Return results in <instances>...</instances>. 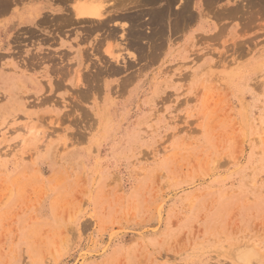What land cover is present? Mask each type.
<instances>
[{
  "label": "rangeland",
  "instance_id": "1",
  "mask_svg": "<svg viewBox=\"0 0 264 264\" xmlns=\"http://www.w3.org/2000/svg\"><path fill=\"white\" fill-rule=\"evenodd\" d=\"M183 1L148 67L102 45L127 69L87 101L45 77L0 93V264H264V12Z\"/></svg>",
  "mask_w": 264,
  "mask_h": 264
},
{
  "label": "bare ground",
  "instance_id": "2",
  "mask_svg": "<svg viewBox=\"0 0 264 264\" xmlns=\"http://www.w3.org/2000/svg\"><path fill=\"white\" fill-rule=\"evenodd\" d=\"M115 1L107 6L104 0H0V17L8 15L0 26V84H4V92L0 90V93L6 96V102L13 98L12 86L24 84L25 90L28 83H39L38 79L42 77L47 80L45 89L49 88V93L55 95L71 82V92L80 99L77 102L87 101L95 92L93 82L98 85L103 76L118 75L127 69L119 56H112L110 47L107 46L109 49L104 52L102 45L105 42L110 38L119 39L128 48L136 49L138 60L146 65L161 56L169 37L189 19L186 0L176 15L170 11L175 15L173 24L171 13L167 11L171 0H162L166 2L165 7L156 6L159 0ZM203 1L209 4V0ZM212 2L214 0L209 5ZM207 5L206 8L209 7ZM245 5L249 11L264 12V0H245ZM239 6L228 12L235 17L234 12L238 15V9L241 11ZM223 13L220 12L221 16H225ZM119 21L124 22L121 23L123 34L118 33L120 26L116 24ZM100 49L107 56L102 57L98 53L99 56L94 54L95 58L91 57V52L97 53ZM81 66L88 70L81 69ZM132 76L123 77L118 87L126 85ZM104 86L110 87L108 83ZM53 94L36 99L37 106L53 101Z\"/></svg>",
  "mask_w": 264,
  "mask_h": 264
},
{
  "label": "crops",
  "instance_id": "3",
  "mask_svg": "<svg viewBox=\"0 0 264 264\" xmlns=\"http://www.w3.org/2000/svg\"><path fill=\"white\" fill-rule=\"evenodd\" d=\"M0 18H2V19H0V26L2 25V22H4L5 21V19H7L8 18V15H6V16H4V17H0ZM4 19V20H3Z\"/></svg>",
  "mask_w": 264,
  "mask_h": 264
}]
</instances>
